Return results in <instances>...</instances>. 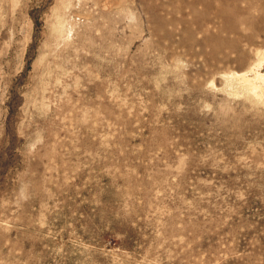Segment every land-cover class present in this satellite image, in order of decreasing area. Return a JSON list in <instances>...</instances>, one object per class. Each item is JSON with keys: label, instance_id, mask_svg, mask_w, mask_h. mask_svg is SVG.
<instances>
[{"label": "rangeland", "instance_id": "374dc122", "mask_svg": "<svg viewBox=\"0 0 264 264\" xmlns=\"http://www.w3.org/2000/svg\"><path fill=\"white\" fill-rule=\"evenodd\" d=\"M0 264H264V0H0Z\"/></svg>", "mask_w": 264, "mask_h": 264}]
</instances>
